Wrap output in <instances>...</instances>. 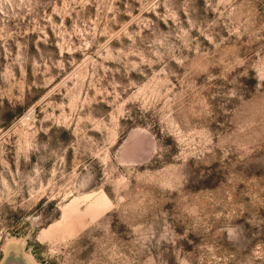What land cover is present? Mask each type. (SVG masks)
Instances as JSON below:
<instances>
[{
	"label": "clouds",
	"instance_id": "9594fccd",
	"mask_svg": "<svg viewBox=\"0 0 264 264\" xmlns=\"http://www.w3.org/2000/svg\"><path fill=\"white\" fill-rule=\"evenodd\" d=\"M0 264H264V0H0Z\"/></svg>",
	"mask_w": 264,
	"mask_h": 264
}]
</instances>
